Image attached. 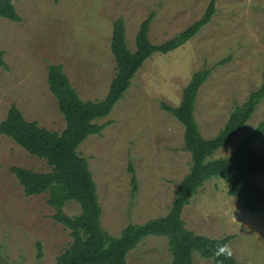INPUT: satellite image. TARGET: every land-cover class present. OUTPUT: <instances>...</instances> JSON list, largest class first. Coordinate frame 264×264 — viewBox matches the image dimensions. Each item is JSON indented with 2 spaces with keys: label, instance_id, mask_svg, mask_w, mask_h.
I'll return each mask as SVG.
<instances>
[{
  "label": "rangeland",
  "instance_id": "rangeland-1",
  "mask_svg": "<svg viewBox=\"0 0 264 264\" xmlns=\"http://www.w3.org/2000/svg\"><path fill=\"white\" fill-rule=\"evenodd\" d=\"M21 22L0 17V124L12 105L24 118L61 133L66 123L48 84V67L61 65L83 101H101L115 77L111 52L113 24L123 18L130 51L141 24L155 13L150 40L160 45L205 14L210 0H13ZM212 21L191 41L145 62L101 135L79 147L87 159L103 211L102 226L118 237L129 224L165 217L179 183L189 173L185 128L162 105L178 107L194 73L218 66L201 87L195 118L206 140L215 138L237 106L264 83V0H217ZM264 120V100L252 119L214 159L233 154L239 142ZM264 154V134L254 143ZM133 166L137 190L132 185ZM50 171L12 139L0 135V264H56L72 244L57 223L48 194L27 196L11 168ZM252 181L264 191V176ZM64 213H81L70 201ZM182 218L188 230L212 239L232 236L230 251L241 264H264V216L248 213L220 180L207 181ZM41 254V258L39 257ZM128 264H172L169 240L148 237L128 256ZM194 264H214L196 255Z\"/></svg>",
  "mask_w": 264,
  "mask_h": 264
},
{
  "label": "trees",
  "instance_id": "trees-1",
  "mask_svg": "<svg viewBox=\"0 0 264 264\" xmlns=\"http://www.w3.org/2000/svg\"><path fill=\"white\" fill-rule=\"evenodd\" d=\"M56 3L59 0H54ZM217 0H210L203 17L180 34L160 45H154L149 37L155 13L141 24L136 36L134 52L127 42V30L123 18L113 24L111 52L116 62L115 77L108 94L101 101H83L73 88L61 65L48 67V84L56 98L66 127L61 132L49 131L37 122H29L16 105H12L6 119L0 124V135L12 139L30 155L46 161L47 173H38L21 167L11 168L27 196L48 194V204L55 209L54 220L70 231L73 239L70 247L58 258L56 264H128L129 254L148 237L169 240L172 264H194L196 255L212 260L214 264H241L230 251L232 236L212 239L197 235L186 227L182 218L184 209L207 181L220 180L230 197L240 201L251 214L264 216V191L254 184L252 177L264 176V154L254 147L264 134V120L236 146L233 154L214 159L221 149L228 147L252 119L264 100V83L252 93L246 103L237 106L219 134L206 140L195 118L197 98L201 87L218 66L227 64L230 58L214 68L194 73L183 90L178 107L163 104L185 128L184 151L191 155L189 173L179 183L175 200L169 213L145 224H129L118 237L103 229V211L98 190L89 162L78 152L79 147L92 135H101L111 125H99L125 97L138 72L155 54L167 55L194 39L212 21L217 12ZM0 17L21 22L13 0H0ZM5 52L0 51V68H7ZM132 185L137 190V178L133 166ZM70 201L80 205L81 213L70 217L64 207ZM41 258V254L39 256Z\"/></svg>",
  "mask_w": 264,
  "mask_h": 264
}]
</instances>
